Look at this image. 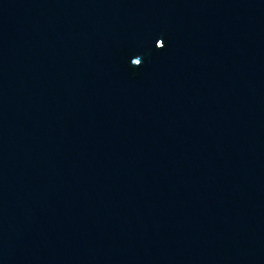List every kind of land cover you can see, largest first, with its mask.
I'll list each match as a JSON object with an SVG mask.
<instances>
[{"label":"water","instance_id":"1","mask_svg":"<svg viewBox=\"0 0 264 264\" xmlns=\"http://www.w3.org/2000/svg\"><path fill=\"white\" fill-rule=\"evenodd\" d=\"M0 264H264V0H0Z\"/></svg>","mask_w":264,"mask_h":264}]
</instances>
